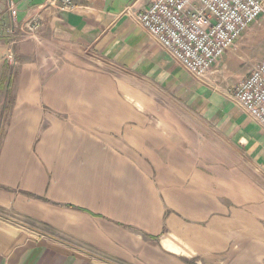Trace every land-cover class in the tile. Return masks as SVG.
<instances>
[{"label": "crops", "instance_id": "1", "mask_svg": "<svg viewBox=\"0 0 264 264\" xmlns=\"http://www.w3.org/2000/svg\"><path fill=\"white\" fill-rule=\"evenodd\" d=\"M49 1L0 0V264H264V239H247L237 205L247 192L195 170L190 135L171 140L141 91L199 116L218 162L264 175V127L227 96L264 60V13L204 84L136 22L153 0H69L65 11ZM165 205L175 247L187 240L191 253L163 244L174 233L159 237ZM134 232L151 243L139 249Z\"/></svg>", "mask_w": 264, "mask_h": 264}, {"label": "built area", "instance_id": "2", "mask_svg": "<svg viewBox=\"0 0 264 264\" xmlns=\"http://www.w3.org/2000/svg\"><path fill=\"white\" fill-rule=\"evenodd\" d=\"M48 6L69 10V0H50ZM15 9L10 14L15 17ZM264 13L260 0H153L135 20L149 37L195 80L208 84L207 77L246 31ZM38 17L25 28L29 35L40 29ZM6 62L16 65L13 50ZM230 100L264 127V60L239 84L228 88Z\"/></svg>", "mask_w": 264, "mask_h": 264}, {"label": "rangeland", "instance_id": "3", "mask_svg": "<svg viewBox=\"0 0 264 264\" xmlns=\"http://www.w3.org/2000/svg\"><path fill=\"white\" fill-rule=\"evenodd\" d=\"M241 61L242 60L237 61V65L230 67L231 70L229 75L232 74L235 75L237 73H240L241 70L246 67V64L242 63ZM10 67L13 68L15 66H10ZM234 77L235 76H233L232 78ZM141 91H142V98L147 99V102L142 103V109L150 110L149 98L154 99L155 102L153 103L152 108L156 109L155 112L160 115V117L158 118L159 120L158 125L160 127L166 126L165 128L169 130V135L171 140H174L176 138L175 140L177 141L179 138V140L181 141L185 140V143H187V137L188 135H190L191 144L189 146L191 148L193 147L194 157L197 158L196 160L194 159L195 170H199V169L205 170L206 167L208 166L209 171L212 173V177L214 175H219L220 178H222L221 180H224L225 182L227 181L228 185H231L236 189H240V186L243 187L244 191L247 192L245 203L241 204L238 201V204L237 203H233V204H237L240 209L245 211V214L243 216L241 215V219L245 223L246 226L245 230H247L248 235L250 234L252 235V236H247V239L255 240L256 238H252V237L257 236L259 237L258 239L263 240L264 239V180H263L264 178L262 177H264V175L262 174V172L259 170V172L251 173V170L247 165L239 161H235V160L232 161V159H229L231 161L228 162H218L215 159L216 157L214 155L216 141L214 137L213 138L211 137L210 128L207 127V124L203 120H201L199 116L193 115L192 112L186 110L183 107L181 108L179 104H177L175 101H173L170 98H166L162 95L149 92L147 88H141ZM6 118L7 117L3 116V121H1V124L3 125L2 128H0V146H1V141H3L5 135L4 130L6 125L5 123L7 120ZM180 130L183 131L180 132ZM224 154L227 156V158H229V155L231 156V151L227 152L225 150ZM199 155H201V157ZM205 162H209V163H205ZM224 171L227 172L226 178H223V174L218 173V172L222 173ZM231 204L232 202H230V205ZM165 207H166V211L163 216V220H165L164 221L165 225L163 226L164 228L162 229V233L159 235V237L167 239L168 237L171 236V234L174 233L175 235H172L171 237L172 239H169L167 242H163V244L169 242L171 248L168 249L170 250L173 249L176 252L191 253L193 249L191 247V244L186 243L187 240L186 241L183 240L182 245H179V248L175 247L174 241L176 237H181L180 236L181 234L177 229L171 230L173 225V220H172L173 218L170 212L172 209H170L166 205ZM133 234L135 235L134 237L135 244L137 247H139V249H142L144 248L143 247L144 245L151 243V241L148 240L147 236L143 235L142 233H141L142 235L137 234L136 232H134ZM117 235L119 237L121 235H126V237L128 236L129 237L128 239L130 240L132 234H130L129 232L127 233L118 232ZM183 235H185V233H183ZM136 249H137L136 255L139 256L140 252L138 251V248Z\"/></svg>", "mask_w": 264, "mask_h": 264}, {"label": "trees", "instance_id": "4", "mask_svg": "<svg viewBox=\"0 0 264 264\" xmlns=\"http://www.w3.org/2000/svg\"><path fill=\"white\" fill-rule=\"evenodd\" d=\"M11 70V69H10Z\"/></svg>", "mask_w": 264, "mask_h": 264}]
</instances>
